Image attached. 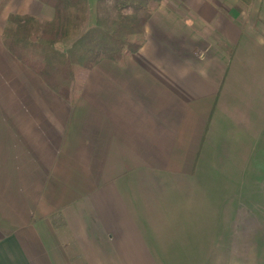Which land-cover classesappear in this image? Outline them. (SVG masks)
I'll use <instances>...</instances> for the list:
<instances>
[{"label": "crops", "instance_id": "1", "mask_svg": "<svg viewBox=\"0 0 264 264\" xmlns=\"http://www.w3.org/2000/svg\"><path fill=\"white\" fill-rule=\"evenodd\" d=\"M238 12L161 0L66 101L2 42L52 8L0 0V264H264V0Z\"/></svg>", "mask_w": 264, "mask_h": 264}, {"label": "trees", "instance_id": "2", "mask_svg": "<svg viewBox=\"0 0 264 264\" xmlns=\"http://www.w3.org/2000/svg\"><path fill=\"white\" fill-rule=\"evenodd\" d=\"M37 1L52 8L51 20L9 14L2 42L50 89L70 101L74 87L79 86V73L103 59L122 63L141 47L144 25L161 0H95L91 25L86 0ZM68 42L63 49L58 47Z\"/></svg>", "mask_w": 264, "mask_h": 264}, {"label": "rangeland", "instance_id": "3", "mask_svg": "<svg viewBox=\"0 0 264 264\" xmlns=\"http://www.w3.org/2000/svg\"><path fill=\"white\" fill-rule=\"evenodd\" d=\"M206 1H208V3L211 5V7L218 10V12H220L223 16H226V17L231 16L234 19L237 18L236 16H238L239 10H242L243 8L248 7V5H250L252 2V0H250L249 3L245 4L240 0H206ZM93 5H94V3H93ZM94 11H95V9H94ZM94 14H95V12H94ZM68 44H69V42L64 43V44H59L58 47L63 49Z\"/></svg>", "mask_w": 264, "mask_h": 264}]
</instances>
